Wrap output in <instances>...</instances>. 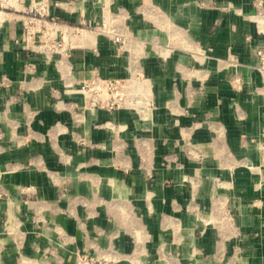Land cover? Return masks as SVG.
<instances>
[{
	"label": "crops",
	"instance_id": "0c3cea01",
	"mask_svg": "<svg viewBox=\"0 0 264 264\" xmlns=\"http://www.w3.org/2000/svg\"><path fill=\"white\" fill-rule=\"evenodd\" d=\"M12 1L0 8V264H74L78 251L264 264L255 0H48L45 16L39 0ZM66 29L64 50L47 44ZM98 75L137 80L134 95L88 106L79 88Z\"/></svg>",
	"mask_w": 264,
	"mask_h": 264
},
{
	"label": "built area",
	"instance_id": "2783aa9c",
	"mask_svg": "<svg viewBox=\"0 0 264 264\" xmlns=\"http://www.w3.org/2000/svg\"><path fill=\"white\" fill-rule=\"evenodd\" d=\"M255 3L258 5V12L255 15V19L258 23L259 31H264V10L261 7L263 4V0H255ZM14 6L12 0H0V8L3 7H11ZM49 7L48 0H39L35 3L33 7V11L35 14H39L41 16H45ZM55 19V17H52ZM261 18L263 20H261ZM26 27L29 31L30 25L26 23ZM82 25H75L72 28V31L76 30L80 32ZM68 29L62 32L61 38H56L52 42L48 40V37H45V41L47 44H51L54 46L55 49L61 50L65 49V41L68 36ZM117 38H120L117 36ZM262 58H264V54L262 50H259ZM140 74L138 75L139 79ZM133 81H137L135 79L129 78H121V77H102L100 75L92 78V79H85L79 90L82 91L87 98V105L95 108L97 106H102L108 108L109 110L116 109L124 104L129 100V97L134 95L133 89L131 88L133 85ZM139 83V81H138ZM261 148L264 149V144H262ZM3 192L0 191V195ZM74 264H115L113 261L101 257L99 255H95L90 251H78L74 258Z\"/></svg>",
	"mask_w": 264,
	"mask_h": 264
},
{
	"label": "bare ground",
	"instance_id": "6f19581e",
	"mask_svg": "<svg viewBox=\"0 0 264 264\" xmlns=\"http://www.w3.org/2000/svg\"><path fill=\"white\" fill-rule=\"evenodd\" d=\"M261 20H263V19L261 18Z\"/></svg>",
	"mask_w": 264,
	"mask_h": 264
}]
</instances>
